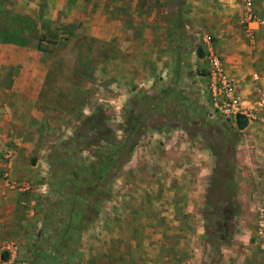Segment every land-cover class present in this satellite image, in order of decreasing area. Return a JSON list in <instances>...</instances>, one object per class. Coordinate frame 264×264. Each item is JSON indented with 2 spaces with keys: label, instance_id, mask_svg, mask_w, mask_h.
<instances>
[{
  "label": "rangeland",
  "instance_id": "obj_1",
  "mask_svg": "<svg viewBox=\"0 0 264 264\" xmlns=\"http://www.w3.org/2000/svg\"><path fill=\"white\" fill-rule=\"evenodd\" d=\"M205 36L235 121L213 116ZM258 109L264 0H0V245L11 264H235L247 223L264 264V181L250 209L237 153Z\"/></svg>",
  "mask_w": 264,
  "mask_h": 264
},
{
  "label": "built area",
  "instance_id": "obj_2",
  "mask_svg": "<svg viewBox=\"0 0 264 264\" xmlns=\"http://www.w3.org/2000/svg\"><path fill=\"white\" fill-rule=\"evenodd\" d=\"M207 45V59L211 76L210 93L213 98V116L224 121H235L245 114L239 96L234 87L233 80L226 74L223 62L219 54L210 46L211 37L203 38ZM257 236L262 240L260 246H264V191L261 194L256 207ZM15 245H0V264H11L16 253ZM7 254V257H5Z\"/></svg>",
  "mask_w": 264,
  "mask_h": 264
},
{
  "label": "crops",
  "instance_id": "obj_3",
  "mask_svg": "<svg viewBox=\"0 0 264 264\" xmlns=\"http://www.w3.org/2000/svg\"><path fill=\"white\" fill-rule=\"evenodd\" d=\"M18 101L20 104L24 102L22 98H18ZM22 109H23V113H27L26 111L27 109L25 106ZM255 113H256L255 116L257 117V119L255 121L248 122V124L244 128L245 130L250 131V136H253L254 139L250 138L247 142L246 148H243L241 150L238 149L237 151L238 156L241 159V161L245 157L248 160V163L244 162L242 164V169L245 168L247 170H245L244 176L239 175V177H244V178H241V180L240 179L239 180L241 183L245 184L246 191H247L244 196L245 199L242 201L243 203L247 204V206H250V209H253L252 208L253 204H251V200H249L251 198L249 197L250 193L256 187L255 185L256 183H261L262 181H264V171H263L264 166H261L262 169H260L259 164L256 163L255 161V159H260L263 161L262 164L264 165V109L263 110L258 109L257 111H255ZM254 148L258 149V152H261L262 158L250 156V153L254 152L253 150ZM246 214H248V212H246ZM241 225H242V228L240 230L241 231L240 236H241L242 243H243L241 245H244V246L240 247V250L237 251L238 255H236V257L238 256V258H236L235 264H259L260 258H256L255 253L253 251H248L249 250L248 248L250 247L248 245V239L250 235L252 234V231H251L252 227H250L247 223L241 224ZM247 227H249L250 229ZM247 245L249 247H247Z\"/></svg>",
  "mask_w": 264,
  "mask_h": 264
},
{
  "label": "trees",
  "instance_id": "obj_4",
  "mask_svg": "<svg viewBox=\"0 0 264 264\" xmlns=\"http://www.w3.org/2000/svg\"><path fill=\"white\" fill-rule=\"evenodd\" d=\"M94 116H92L91 118H89L88 119V122H90V124L92 125V128L94 129V131L95 130H98L101 126L100 125H103V123H104V119H102V116L99 118V119H97L96 121H95V123H94ZM239 118H241V116L239 117ZM238 126H239V129H243L245 126H246V124H245V122H242L241 120H239L238 121Z\"/></svg>",
  "mask_w": 264,
  "mask_h": 264
}]
</instances>
